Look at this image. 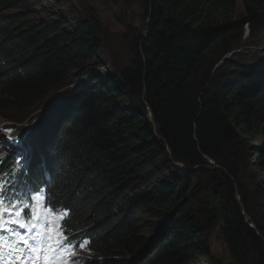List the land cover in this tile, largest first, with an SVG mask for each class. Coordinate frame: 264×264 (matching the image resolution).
<instances>
[{
	"label": "trees",
	"instance_id": "1",
	"mask_svg": "<svg viewBox=\"0 0 264 264\" xmlns=\"http://www.w3.org/2000/svg\"><path fill=\"white\" fill-rule=\"evenodd\" d=\"M237 1L142 0L146 32L130 63L59 92L99 65L98 20L37 19L6 11L24 0H0V112L28 113L56 94L23 175L70 211L72 243L90 241L80 264H193L218 226L239 263L264 264V223L250 226L236 195L251 213L240 177L251 163L264 173V69L224 59L264 0H242L239 21ZM202 175L217 200L191 195Z\"/></svg>",
	"mask_w": 264,
	"mask_h": 264
},
{
	"label": "rangeland",
	"instance_id": "2",
	"mask_svg": "<svg viewBox=\"0 0 264 264\" xmlns=\"http://www.w3.org/2000/svg\"><path fill=\"white\" fill-rule=\"evenodd\" d=\"M22 6H24V8H29V11H36L34 15H36L37 19H96L99 22L100 30H102V49L97 58L99 65L95 66V69L86 77H80L79 73H74L70 77L71 83L62 85L63 88L59 92L67 91L69 88L73 89L79 83L91 80L95 75H97V77H104V75L109 73L110 75L119 74L132 60L131 42L134 41L135 38H138V33L146 32V11L142 0H24V2L6 11L9 13L11 11L22 10ZM6 11L1 12L0 16L6 14ZM244 14L246 15L245 7L242 0H238L236 12L234 14L235 20L237 19V21H239ZM253 21L255 22L254 28L246 24L241 40H239L234 45V49L225 56L232 58L238 64L245 65L246 68H249L248 71L253 70L255 72L264 69V12H257ZM228 58H225V60ZM223 62L224 60L220 61L216 65V68L222 66ZM143 101L144 94H142V96L136 95V103L138 106L142 104ZM58 108L59 102L57 98L50 103V105H47L45 110H43L42 105L41 108L31 110L28 113L19 112L14 109L1 111L0 137L10 140L11 149L8 153V150L2 148L8 146V143L5 141V143L0 145V157L5 156L7 153L13 154L14 156L24 155L25 148L21 143V139L30 141L32 144L39 128L44 124L47 125L49 118ZM22 123L24 124L21 126ZM6 126L14 131V135L11 138L6 134ZM14 137H17V139ZM210 162L212 165L214 164L213 166L218 168L219 165L216 164L214 160L210 159ZM182 168H185L184 164L183 166L176 164L172 170L180 173ZM5 175L6 172L2 170L0 164V178L4 179ZM263 176L264 173L251 163L242 171L240 177V180L246 185L250 195L249 210L251 213H248L245 209L240 190L238 189L236 191L246 221L252 227H255L253 220H257L260 224L264 223V188L261 187ZM4 180L7 182V185L11 182L7 178ZM191 192L192 196L195 195L200 199L210 198L212 200H217V198L213 196V191L208 189L206 177L204 175L196 179V184ZM44 203L45 201L40 202V212L45 211L43 207ZM33 210V218L29 220L35 223L36 220L39 219L40 223L37 225L38 231L41 234L47 233V235L50 236L51 230L57 229V215L53 212L51 216L41 217L36 215L37 209L35 207ZM142 217L146 218L145 223L149 228V218L144 215ZM162 227L163 224L158 225L155 232L158 234L162 231ZM8 231H10V229L6 230V232ZM22 232V228L17 229V239ZM204 238L209 246L210 254L196 259L193 264H241L234 258L226 240V236L220 226L210 231ZM3 239L7 241L8 236L5 235ZM54 242V240L46 239L45 245H33V247H48ZM70 247L71 246L66 245V248ZM82 253H84V251L77 248L74 252H68L67 256L79 257ZM57 256V262L60 264H73L72 260L66 258L65 253H59ZM2 260L3 264H29V261L25 260L19 253L17 259H13L6 254ZM49 260H53L51 253L43 258L40 264H51ZM31 264H36L34 257ZM74 264H78V260H76Z\"/></svg>",
	"mask_w": 264,
	"mask_h": 264
},
{
	"label": "snow or ice",
	"instance_id": "3",
	"mask_svg": "<svg viewBox=\"0 0 264 264\" xmlns=\"http://www.w3.org/2000/svg\"><path fill=\"white\" fill-rule=\"evenodd\" d=\"M6 134L11 138L14 135V131L11 128L6 129ZM10 186L7 182L0 178V264H3L2 258L7 254L13 259L18 258V253L21 254L25 260L31 261L33 257L36 260V264H40L43 258L49 253L52 254L55 260L56 255L59 253H65L66 258L73 261L83 259V257L67 256L68 252H74L75 249H84L85 244L90 243L89 240L83 242H77L72 244V233L69 232L66 220L70 216V211L65 209L60 211L59 209L48 208L45 197L42 194L33 195L31 190L28 191L27 199L20 200L18 198H10L8 193ZM24 196V193L20 194ZM13 196L15 193L13 192ZM45 201L43 207L44 212L39 211L40 202ZM36 208V215L41 217L51 216L53 212H58L56 217L60 221V225L57 229L51 230V235L47 233L41 234L38 231L37 225L40 220L37 219L35 223L28 224L25 221L33 218V208ZM5 217L8 219L6 220ZM18 228L25 230V234L19 235L17 239L16 231ZM6 232V230H9ZM7 235L8 239L5 241L3 237ZM46 239L54 240L55 242L48 247H33V245H45ZM66 245H71L70 248H66ZM85 264H90L89 261H85Z\"/></svg>",
	"mask_w": 264,
	"mask_h": 264
},
{
	"label": "clouds",
	"instance_id": "4",
	"mask_svg": "<svg viewBox=\"0 0 264 264\" xmlns=\"http://www.w3.org/2000/svg\"><path fill=\"white\" fill-rule=\"evenodd\" d=\"M43 110H45V107L43 106ZM24 123H22L21 124V126L23 125ZM6 128H8L7 126H6ZM40 129H41V127L39 128V130L37 131V133H39V131H40ZM83 242V241H82ZM68 246H71V245H68ZM86 249H88V246L86 245V247H84V249H83V251H84V253H82L79 257H83V259H79L78 260V264H80V262L81 261H84V258H85V256H86V253H85V250ZM87 253H89V252H87Z\"/></svg>",
	"mask_w": 264,
	"mask_h": 264
},
{
	"label": "water",
	"instance_id": "5",
	"mask_svg": "<svg viewBox=\"0 0 264 264\" xmlns=\"http://www.w3.org/2000/svg\"><path fill=\"white\" fill-rule=\"evenodd\" d=\"M225 58H228V57L225 56L224 59H225ZM55 95H56V94H55ZM55 95H53L50 99H48L47 101H45L44 104H43V106L46 107L48 101H50L53 97H55ZM149 116H150V118H151V120H152L153 115H152V111H151V110H150ZM169 150H170V149H169ZM176 164H177V165H180V166H183V164L180 163V162H176Z\"/></svg>",
	"mask_w": 264,
	"mask_h": 264
},
{
	"label": "bare ground",
	"instance_id": "6",
	"mask_svg": "<svg viewBox=\"0 0 264 264\" xmlns=\"http://www.w3.org/2000/svg\"><path fill=\"white\" fill-rule=\"evenodd\" d=\"M47 180V179H46ZM52 259H53V256H52ZM54 260V259H53ZM55 262H57L58 261V256L56 255V258H55V260H54Z\"/></svg>",
	"mask_w": 264,
	"mask_h": 264
}]
</instances>
